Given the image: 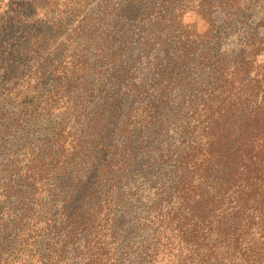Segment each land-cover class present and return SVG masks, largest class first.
<instances>
[{
	"label": "rangeland",
	"instance_id": "1",
	"mask_svg": "<svg viewBox=\"0 0 264 264\" xmlns=\"http://www.w3.org/2000/svg\"><path fill=\"white\" fill-rule=\"evenodd\" d=\"M130 1L0 0V252L1 239L14 235L12 227L21 221L20 226L24 222L29 229L28 243L34 242L36 248L24 249L27 264H41L38 255L49 260L44 248L52 232L47 224L59 219L64 197L69 195V179L83 176L78 171L81 156L75 158V171L61 168L64 176L48 170L51 161L42 163V141L47 136L59 147L61 140L76 138L87 121V217L98 214L101 221L99 241L94 247L87 244V254L104 253L100 264H264V220L252 219L259 214L252 211L251 201L188 199V205L181 207L186 199L168 197L173 177L170 150L177 147L178 152L183 130L190 129L181 96L194 92L193 86L206 77L212 83L230 72H239L233 89L240 94L264 83V0H134L131 11L123 15L121 10ZM138 10L152 12L151 19L136 17ZM12 14L14 20L6 24L5 18ZM78 21L87 29L97 27L96 33L87 30L91 45L87 65L88 57L107 48L102 39L108 41V52L117 49L120 39L129 43L124 55L128 52L141 59L127 68V80L137 86L138 76L142 78L155 61L171 65V60L179 63L185 57L189 72L175 69L173 79L165 82L169 89L162 101L167 103V117L154 119L145 113L139 140L122 135L131 129L126 119L108 116L113 99L118 100L126 89L109 61L87 67L85 111L74 107L76 87L32 78L33 73L44 72L38 65L43 59L61 58L66 63L77 59V51L65 46L56 50L55 45L63 44L52 40L71 33L68 25L77 26ZM61 22L63 28L58 30L55 23ZM54 24L57 30L46 37ZM146 59L150 63L144 67ZM178 75L184 82L177 83L174 76ZM155 77L142 83L157 105L161 77ZM106 133L113 134L107 139ZM129 146L140 147L137 164L124 169L116 162L106 164L110 147L107 159H118L119 150ZM165 155L169 161L158 164ZM102 159L104 170L94 172ZM255 165L263 171L262 177L264 161ZM54 255L46 264H80L70 248Z\"/></svg>",
	"mask_w": 264,
	"mask_h": 264
},
{
	"label": "trees",
	"instance_id": "2",
	"mask_svg": "<svg viewBox=\"0 0 264 264\" xmlns=\"http://www.w3.org/2000/svg\"><path fill=\"white\" fill-rule=\"evenodd\" d=\"M133 2L134 0H131L121 10L123 15L131 11ZM140 11H137L136 17L139 14V16L146 15L147 18L151 19L152 12L143 10L139 13ZM13 15L5 18L6 24H10L14 20ZM161 17L159 16L158 19ZM80 22L78 21L77 26L68 25L69 28H72L71 33L64 32L52 40L54 44L58 42L63 44L55 45L56 50L65 46L66 49L70 48L77 51V59L73 58L67 63L61 58L55 62L48 58L43 59L38 65L43 67L41 68L44 72L39 73V76L37 73H33L32 78H38L41 81L50 78L55 85H61L67 89L76 87L79 91L78 101L74 107H80L85 111L87 110V67H92L94 62L93 67H96L103 60L109 61L112 65L111 69L116 72V79L123 82L126 89L122 95L118 96V100L113 99V111L107 110L108 116L115 120L126 119L127 127L131 124V129L123 130L126 134L122 135L139 140L144 134L141 124L145 120L142 117L145 113L149 118L154 119L167 117V103L162 101L169 89V85H166L165 82L173 79L171 73L175 72V69L189 72L188 63L185 61V57H182L179 59V63L170 59L171 65H168L167 62L163 65L158 60L153 65L146 67L150 63L146 59L145 74L142 78L138 76L139 86L136 83H129L127 68L130 64L140 63V56H133L128 52L124 55L127 44H129L124 38L118 41L117 49L113 52H108V41L102 39L101 42L105 43L107 48L103 47L101 51L105 50L104 52L88 57L90 63L87 65V46H91L87 44V33H96L97 27L92 26L87 29V24L82 26ZM55 24L59 26L58 30H60L63 22ZM55 24L47 31L46 37L55 33L57 30ZM130 30L129 32H131ZM131 49L132 45L127 48V51H131ZM164 52L168 54V50ZM123 57L125 58L122 59ZM118 62L120 63L117 66ZM176 64L179 66L175 67ZM238 73L230 72V74L219 75L215 77L212 83L209 82V77H206V80L198 86H193L189 81L188 73L186 74L190 84L187 85L189 87L192 85L195 91L190 92L188 96L182 95L180 104L186 109L185 115L187 116L189 113L187 127L190 129L181 131L183 141L178 152L175 150L177 147L170 150L172 151L170 169L173 171V177L168 197L177 199L179 202L186 199L181 207L188 205V199H233L236 203L239 202L238 199H241L247 204L251 201L254 207L252 211L259 214L252 216V219L258 217L259 221H262L264 220V215H262L264 213V175L261 177V169L257 168L255 164H262L264 161V155L259 160L257 158L258 155L264 153V83L254 91L240 94L233 89L235 80H238ZM156 74H159L162 80L157 81L160 86L157 105L153 104V98L146 95L144 87V83L148 79H152L151 81L156 79ZM179 75L174 76V79L177 83L184 82L181 81ZM143 81L145 82L142 83ZM243 81L244 79L241 78L240 82ZM65 91L69 92L68 90ZM176 109L180 110V108ZM81 126L82 128L76 138L69 141L61 140L62 144L58 145L59 147H55L47 136L42 141V163L49 159L51 161L48 163V170L64 176L60 171L61 168L75 171V158L81 156V165L78 171L83 177L82 179L77 177L69 179L67 184L69 195L64 197L62 212L58 215L59 219L51 221L52 224H47L51 227L52 237L44 250L49 251L50 254L47 257L49 260L38 255L41 259L37 262L41 264L50 261L57 250L64 251L67 248L72 249L79 257L80 264H94L96 261L100 264L105 255L100 251L87 254L89 253L87 244L89 247L90 245L94 247L97 244L95 241H99L97 237L100 235L97 231L100 230L101 221L98 214L92 213L87 217V121ZM112 134H107V139ZM52 140L59 142L58 138ZM111 148L108 149V153H110ZM139 148L138 146L121 148L118 159L113 157L107 159L109 155L107 153L106 164L116 162L120 164L122 169L127 166L131 167L133 164H137L135 161ZM115 152L118 151L115 149ZM115 154L112 153L114 156ZM58 159H61V162L57 166ZM162 160L157 161L158 164L169 161L166 155L162 156ZM100 169L104 170L103 159L102 162L99 161V166L94 172H98ZM237 209L238 211H246L242 208ZM20 222L12 227L14 235L1 239L3 251L0 252V264H27L23 256L24 249L29 245L36 249L34 242L29 244L28 238H26L28 227L25 226L24 222L20 226ZM20 233L24 234V238ZM100 250L103 251L102 247ZM3 254H6L4 260H2ZM96 254L97 256H95ZM29 256L34 257L33 255Z\"/></svg>",
	"mask_w": 264,
	"mask_h": 264
}]
</instances>
